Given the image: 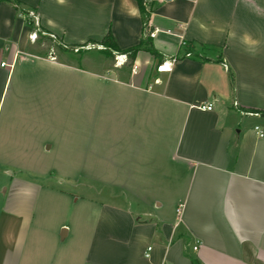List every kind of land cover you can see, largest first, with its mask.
Segmentation results:
<instances>
[{
	"label": "crops",
	"instance_id": "0c3cea01",
	"mask_svg": "<svg viewBox=\"0 0 264 264\" xmlns=\"http://www.w3.org/2000/svg\"><path fill=\"white\" fill-rule=\"evenodd\" d=\"M16 1L0 0V107L18 62L66 56L52 42L142 47L131 62L112 52L127 58L111 97L130 135L112 167L132 189L72 202L17 167L0 196V264H264V0H144V24L136 0Z\"/></svg>",
	"mask_w": 264,
	"mask_h": 264
},
{
	"label": "rangeland",
	"instance_id": "374dc122",
	"mask_svg": "<svg viewBox=\"0 0 264 264\" xmlns=\"http://www.w3.org/2000/svg\"><path fill=\"white\" fill-rule=\"evenodd\" d=\"M56 45L52 42L50 51L58 55ZM89 47L66 48V56L54 57L46 69L35 62L20 73L17 63L0 107V196L17 167L24 179L50 182L72 192L68 200L79 203L94 192L121 202L120 188L125 191L133 183L118 176L119 164L112 167L114 158L123 162L129 155L128 106L111 97L113 68L120 59L104 48ZM116 105L122 108L118 119Z\"/></svg>",
	"mask_w": 264,
	"mask_h": 264
},
{
	"label": "trees",
	"instance_id": "16d2710c",
	"mask_svg": "<svg viewBox=\"0 0 264 264\" xmlns=\"http://www.w3.org/2000/svg\"><path fill=\"white\" fill-rule=\"evenodd\" d=\"M10 4H13L14 6H16L18 4V2L16 0H4ZM137 3H138V6H139V9L141 11V14H142V21H143V24L146 22V18L148 16L147 14V11H145L144 9V0H136ZM29 24H32V22H29ZM143 29H144V26H143ZM39 35H41V32L38 31L37 32ZM101 44L102 46H104V48L108 51H111V52H122V53H125L127 56H128V59H129V62L132 61L133 59V54L135 53V51L139 50L141 47H142V42L139 43L138 45L132 47V48H129V49H126V50H120L117 45L115 44L112 36L110 34H106L103 39L101 40ZM59 50H65L64 48H62L61 46L57 45L56 46ZM264 114V113H263Z\"/></svg>",
	"mask_w": 264,
	"mask_h": 264
},
{
	"label": "built area",
	"instance_id": "2783aa9c",
	"mask_svg": "<svg viewBox=\"0 0 264 264\" xmlns=\"http://www.w3.org/2000/svg\"><path fill=\"white\" fill-rule=\"evenodd\" d=\"M161 1H163V2L165 1L166 2V1H171V0H161ZM26 17H29L30 19H32L33 24H34V27H37L38 26L37 16L33 12L28 11ZM37 30L38 29H36L30 35L33 40L36 38V34L38 32ZM150 35L152 36L153 33H150ZM89 46H94V44L93 45H86V46H84V48H90ZM95 46H97V48H101V45H95ZM116 57H118L122 62H125L126 59H127L125 54H122V55L117 54ZM50 59H54L53 55H50ZM117 63H118V61H117ZM170 70H171V61L168 60V59L163 60L156 67V71H158V72H164V71L166 72V71H170ZM198 108L201 109V110H204V111H210V110H212V104L211 103H203V104L198 105ZM254 129L258 133L259 137H262L264 135L263 131L261 129H259L258 126H255ZM177 212H178V209H177ZM145 256H147V254Z\"/></svg>",
	"mask_w": 264,
	"mask_h": 264
}]
</instances>
